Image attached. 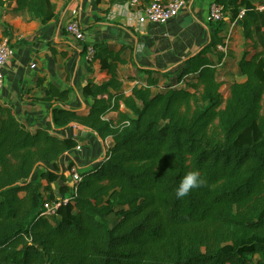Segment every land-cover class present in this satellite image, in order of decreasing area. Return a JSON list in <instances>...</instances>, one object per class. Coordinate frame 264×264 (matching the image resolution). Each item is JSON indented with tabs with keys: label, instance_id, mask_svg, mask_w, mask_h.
<instances>
[{
	"label": "trees",
	"instance_id": "1",
	"mask_svg": "<svg viewBox=\"0 0 264 264\" xmlns=\"http://www.w3.org/2000/svg\"><path fill=\"white\" fill-rule=\"evenodd\" d=\"M8 3L0 0V21ZM220 4L229 20L238 17ZM56 10L52 0H15L13 9L46 22ZM226 22L172 70H147L131 95L117 73L122 51L83 43L109 76L83 88L87 112L66 108L71 90L39 89L53 130L113 140L75 188L60 165L77 140L32 133L0 105V264H264V52L245 56L238 73H219ZM238 23L247 42L261 31L246 15ZM3 35L11 39L9 26ZM190 171L204 182L178 198ZM46 203L61 205L46 215Z\"/></svg>",
	"mask_w": 264,
	"mask_h": 264
},
{
	"label": "crops",
	"instance_id": "2",
	"mask_svg": "<svg viewBox=\"0 0 264 264\" xmlns=\"http://www.w3.org/2000/svg\"><path fill=\"white\" fill-rule=\"evenodd\" d=\"M52 1L57 6V18L50 22L35 20L25 12H14L15 0H9L11 7L5 10L0 21V38L4 37L3 25L9 26L15 50L14 59L4 70L5 85L0 90V105L11 108L22 126L32 133L40 128L52 129L50 104L36 96L41 87L52 83L59 89L71 90L66 108L87 112L92 101L85 99L83 88L91 80L101 84L109 79L99 62L92 66L87 63L82 53L83 43L75 41L65 31L74 6H68L67 0ZM78 1L79 21L86 29L85 43L103 42L122 51L125 63L119 65L117 73L127 95H131L133 87L140 82L146 84L147 70L170 71L210 42L216 29L208 21L212 3H224L230 10L238 12L235 20L230 19L222 26L221 45L225 49H218L223 54L219 73L225 69L238 73L239 63L245 56L250 60L255 54L264 52V12L258 9L264 0H186L179 17L166 26L142 22L140 13L128 6L129 0ZM245 15L253 21L254 29L261 30L255 33L253 42L246 41L238 23ZM31 63L37 65L36 70L30 69ZM179 72L173 71L168 80L177 77ZM159 78L161 84L165 82ZM239 81L245 79L239 78ZM109 117L114 118L116 114ZM76 132L82 150H73L62 164L71 160L81 172L91 170L95 163L94 149L79 141V133H91L86 130ZM112 143V138L101 142L103 146Z\"/></svg>",
	"mask_w": 264,
	"mask_h": 264
},
{
	"label": "built area",
	"instance_id": "3",
	"mask_svg": "<svg viewBox=\"0 0 264 264\" xmlns=\"http://www.w3.org/2000/svg\"><path fill=\"white\" fill-rule=\"evenodd\" d=\"M131 9L138 11L141 15V21L157 26H166L180 15L181 10L186 6V0H129L127 2ZM258 9L264 12V1L259 5ZM226 17L224 6L220 3H212L210 6L208 21L211 24L228 21ZM81 22L77 16L71 18V20L65 26V31L79 43L86 42V35L82 30ZM219 50H224V45L218 46ZM94 48L89 45L86 51L85 59L89 65H93L94 62ZM15 57V50L12 46L11 39L8 37L0 38V90L5 85L4 70L8 64L12 62ZM31 70H36L37 65L35 63L30 64ZM77 130L68 129L64 131H58L51 129V135L59 138H75L78 135ZM77 151H81L82 147L79 145L76 147ZM68 161V160H67ZM62 171L66 173L70 182L69 185L75 188L76 184L81 182V170L74 167L71 170L67 169V164L60 165ZM54 169V168H53ZM67 202V200H65ZM60 203L49 204L46 203L44 211L46 215H55Z\"/></svg>",
	"mask_w": 264,
	"mask_h": 264
},
{
	"label": "rangeland",
	"instance_id": "4",
	"mask_svg": "<svg viewBox=\"0 0 264 264\" xmlns=\"http://www.w3.org/2000/svg\"><path fill=\"white\" fill-rule=\"evenodd\" d=\"M79 1L75 0L72 3H68L67 1V5H71L74 6L73 12L71 14V18H73L74 16H77L78 20H79ZM161 81V80H160ZM223 94L225 95L226 98L229 97V87H223L222 90ZM80 112V111H79ZM79 141L84 142L85 146L89 145L94 149V160L95 162H98L100 159H102L104 157V155L106 154V151L108 150V148L111 146H103L101 144V142L98 141V139L96 138L95 135H91L85 132H81L79 133ZM76 155V154H75ZM74 155V156H75ZM67 163V162H66ZM86 171V170H85ZM45 183V182H44ZM55 190H57V187H55ZM58 195V193H57Z\"/></svg>",
	"mask_w": 264,
	"mask_h": 264
},
{
	"label": "clouds",
	"instance_id": "5",
	"mask_svg": "<svg viewBox=\"0 0 264 264\" xmlns=\"http://www.w3.org/2000/svg\"><path fill=\"white\" fill-rule=\"evenodd\" d=\"M203 179L199 171L188 172L180 181L179 187L176 189L178 198L185 197L192 189L200 187L203 184Z\"/></svg>",
	"mask_w": 264,
	"mask_h": 264
}]
</instances>
